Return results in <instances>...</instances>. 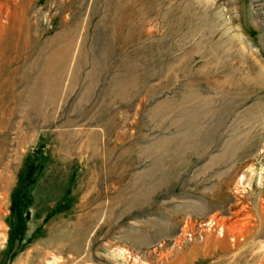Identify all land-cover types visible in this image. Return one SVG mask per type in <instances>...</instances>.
Wrapping results in <instances>:
<instances>
[{"label":"rangeland","instance_id":"obj_1","mask_svg":"<svg viewBox=\"0 0 264 264\" xmlns=\"http://www.w3.org/2000/svg\"><path fill=\"white\" fill-rule=\"evenodd\" d=\"M0 209V264H264V0H0Z\"/></svg>","mask_w":264,"mask_h":264},{"label":"trees","instance_id":"obj_2","mask_svg":"<svg viewBox=\"0 0 264 264\" xmlns=\"http://www.w3.org/2000/svg\"><path fill=\"white\" fill-rule=\"evenodd\" d=\"M25 167H26V174L31 173V171L33 170L32 165H27V163H26ZM28 168H29V172H28ZM29 182H30V181H29ZM17 198H18V195H17V194H12V195H11V198H10V210H11L12 212L14 211L16 205L18 204L17 201H16ZM17 216H18V218L16 217V219H17V221H19V219H20V214H18Z\"/></svg>","mask_w":264,"mask_h":264},{"label":"bare ground","instance_id":"obj_3","mask_svg":"<svg viewBox=\"0 0 264 264\" xmlns=\"http://www.w3.org/2000/svg\"><path fill=\"white\" fill-rule=\"evenodd\" d=\"M0 212H1V209H0ZM228 238V237H227Z\"/></svg>","mask_w":264,"mask_h":264}]
</instances>
